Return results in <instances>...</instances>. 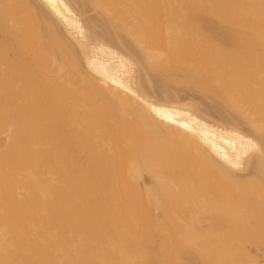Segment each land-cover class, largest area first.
I'll return each instance as SVG.
<instances>
[{"label":"bare ground","instance_id":"bare-ground-1","mask_svg":"<svg viewBox=\"0 0 264 264\" xmlns=\"http://www.w3.org/2000/svg\"><path fill=\"white\" fill-rule=\"evenodd\" d=\"M0 264H264V0H0Z\"/></svg>","mask_w":264,"mask_h":264},{"label":"rangeland","instance_id":"rangeland-1","mask_svg":"<svg viewBox=\"0 0 264 264\" xmlns=\"http://www.w3.org/2000/svg\"><path fill=\"white\" fill-rule=\"evenodd\" d=\"M93 11V10H92ZM88 12H90V11H88ZM94 13V14H93ZM95 13H97L95 10L93 11V12H90V13H87V11L85 12V13H83V16H85V17H89V15H90V17L91 18H93L92 16H95ZM92 14V15H91ZM86 15H88V16H86ZM152 15V14H151ZM83 16H81V17H83ZM85 17H83V19H85ZM152 17V18H151ZM149 16V18L150 19H155V18H153V16ZM86 20V19H85ZM154 88H156V87H154ZM185 89V88H184ZM153 91H157V89H155V90H153ZM158 91H160V90H158ZM159 94H160V92L158 93V92H154V95L156 96V97H159ZM181 101L182 102H191V101H195V102H197V101H199L200 102V100H198L199 98H201L202 97V94H200V93H198V92H183L182 94H181ZM202 99L204 100V97H202L201 98V101H202ZM205 101H203V103H204ZM201 104H202V102H201ZM204 116L206 117V119H208V120H212V121H220V118L219 117H217L215 114H204Z\"/></svg>","mask_w":264,"mask_h":264}]
</instances>
